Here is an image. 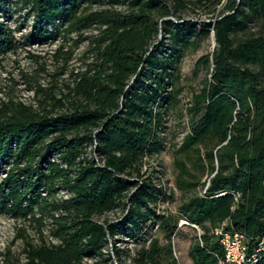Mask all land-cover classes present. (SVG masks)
<instances>
[{
	"label": "trees",
	"instance_id": "trees-1",
	"mask_svg": "<svg viewBox=\"0 0 264 264\" xmlns=\"http://www.w3.org/2000/svg\"><path fill=\"white\" fill-rule=\"evenodd\" d=\"M207 4L219 11L212 23L184 17ZM13 6L26 10L37 43L60 34L81 43L85 32H99L91 41L94 61L69 89L70 108L62 111L63 100L28 75L37 106L0 101V216L54 239L28 246L25 264H102L113 257L118 264H179L172 247L179 221L197 227L193 264H227L214 235L224 221L245 236V264H264V251L257 253L264 237V0H0L2 13ZM211 34L215 49L200 59L211 63V78L193 97L191 132L177 152L197 154L195 169L210 177L204 194L190 195L175 219L158 212L172 196L143 169L163 151L178 63ZM20 45L0 22V64ZM62 53L60 46L55 59ZM176 167L177 186L196 190L195 174L184 162ZM119 210L121 222L102 220ZM155 228L165 244L146 237ZM120 234L142 242L133 256L115 245ZM2 264L20 263L8 251Z\"/></svg>",
	"mask_w": 264,
	"mask_h": 264
},
{
	"label": "rangeland",
	"instance_id": "rangeland-1",
	"mask_svg": "<svg viewBox=\"0 0 264 264\" xmlns=\"http://www.w3.org/2000/svg\"><path fill=\"white\" fill-rule=\"evenodd\" d=\"M26 14V10H15V6L10 7L6 13L0 12V22L7 24L8 28L13 31L18 43L21 44L16 54L8 55L0 64V101L12 98L16 102L37 106L38 98L34 90L24 81L23 75H28L36 78L44 90L54 92L57 100H63L65 107L62 111H65L71 107L72 101L67 96L69 89L74 84L76 75L84 71L86 66L94 61V55L90 53L91 41L99 32L97 29L85 32L84 41L81 43L75 34L66 35L65 40L63 39L64 35L60 34L55 39L48 37L44 43H37L38 41L31 38L34 35L33 23L31 19L26 18ZM218 14L219 11H213V4H207L205 7L198 6L193 11H186L184 17L202 25V23H212ZM255 29L257 30V27ZM27 38L30 39L27 40ZM159 41H163L162 36H160ZM198 43L199 46L196 49L186 50L178 63L175 82L177 101L175 106L170 107L166 112L162 135L164 139L163 151L159 156L146 160L143 169L147 175L155 173V182L160 181L158 185L164 188L167 196H172V199L158 204V212L171 215L175 219L180 216V207L190 195L193 193L204 194L203 184L210 177V174H202L195 169V164L199 162L197 154L190 153L186 156L177 153L185 137L191 132L192 116L190 109L193 97L200 94L211 78V63H200V59L213 53L216 46L213 34L208 39H200ZM60 46H63V53L58 59H55V52ZM67 58L70 59L65 63ZM176 161L184 162L187 168L195 174L194 183H198L196 190L188 193L177 186L176 179L179 170L176 167ZM4 176L0 174V182ZM66 196V193H60V197ZM124 216L125 210H119L108 214L102 220L119 223ZM185 223V221H179V227L182 230L172 240L173 254L179 264H193L189 257V251L194 243L195 228L185 226ZM146 237L149 239L158 237L165 244L162 234L158 233L156 228ZM53 242L54 239L48 230L44 231V238H42L27 223L15 221L8 216H0V264L3 262L4 253L8 251L20 264H25L28 246H39L42 243ZM115 245L121 250H129L130 255L133 256L142 242L136 243L126 234H120L116 237ZM111 251L112 245L106 249V253ZM126 260V264H131L129 259ZM84 264H94V261L87 260ZM102 264H118V262L113 257L112 261Z\"/></svg>",
	"mask_w": 264,
	"mask_h": 264
},
{
	"label": "built area",
	"instance_id": "built-area-1",
	"mask_svg": "<svg viewBox=\"0 0 264 264\" xmlns=\"http://www.w3.org/2000/svg\"><path fill=\"white\" fill-rule=\"evenodd\" d=\"M239 195L236 196L238 201ZM229 223L224 221L218 228L214 230V235L221 244L225 252L227 264H245L248 261V248L245 243V236L240 231L228 229ZM197 229L196 226H193ZM263 243L260 245L258 252L264 251V237ZM252 258V260H254Z\"/></svg>",
	"mask_w": 264,
	"mask_h": 264
}]
</instances>
